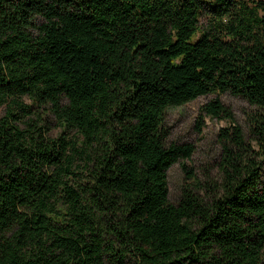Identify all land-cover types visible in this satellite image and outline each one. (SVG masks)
Masks as SVG:
<instances>
[{"label": "trees", "instance_id": "trees-1", "mask_svg": "<svg viewBox=\"0 0 264 264\" xmlns=\"http://www.w3.org/2000/svg\"><path fill=\"white\" fill-rule=\"evenodd\" d=\"M224 93L172 202L166 110ZM2 105L0 264H264V0H0Z\"/></svg>", "mask_w": 264, "mask_h": 264}, {"label": "rangeland", "instance_id": "rangeland-1", "mask_svg": "<svg viewBox=\"0 0 264 264\" xmlns=\"http://www.w3.org/2000/svg\"><path fill=\"white\" fill-rule=\"evenodd\" d=\"M219 98L220 102L232 114V119L213 118L203 113L202 106L211 100ZM26 104H31L28 98H23ZM6 106H0V117L5 115ZM252 108L242 97L233 96L230 93L209 94L200 96L197 99L181 106L170 107L166 110L164 123L169 133V141L177 145H191L193 153L186 160L180 159L168 171V190L169 199L175 202L180 194V187L184 181V171L182 162L198 178H203L209 173L211 177L216 178L217 164L220 154V144L218 132L222 127L230 124L239 125L248 138L247 115ZM50 127L49 138L57 137L62 131L51 117L47 116Z\"/></svg>", "mask_w": 264, "mask_h": 264}]
</instances>
